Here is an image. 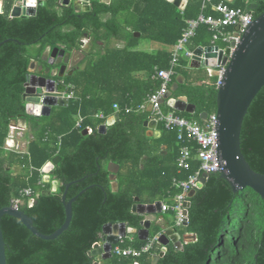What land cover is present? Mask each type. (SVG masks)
I'll return each mask as SVG.
<instances>
[{
  "label": "trees",
  "instance_id": "obj_1",
  "mask_svg": "<svg viewBox=\"0 0 264 264\" xmlns=\"http://www.w3.org/2000/svg\"><path fill=\"white\" fill-rule=\"evenodd\" d=\"M13 2L2 0L0 11V42L4 41L0 45V209L17 199L18 208L32 218L34 226L50 234L65 219V184L72 182L66 201L77 197L68 228L55 239L33 235L16 217L4 214L1 229L6 264H94L96 257L90 251L102 239L104 224L125 222L140 229L144 215L132 212L134 198L139 197L142 203L164 198L169 203L179 191L173 179H186L199 168L196 159L191 160L189 169L178 168L176 160L183 143L177 139L176 129L158 123L160 135L149 136L144 126L147 113H125L124 107H135L159 87V80L152 78L154 68L169 67L171 49L186 20L211 10L203 9V0H187L183 10L168 0H90L88 11H76L72 5L58 7L47 0L37 6L33 16L10 18ZM230 4L252 10L254 17L264 11V0ZM85 34L92 44L112 37L127 44L107 46L100 54H84L70 73L54 77L73 85L68 105L52 107L47 116L27 114L22 93L31 61L45 63L41 57L47 46L79 49ZM142 39L165 48L155 52L135 49ZM210 39L207 27L200 25L187 47L208 46ZM176 71L170 87L178 74L185 81L173 95L186 96L195 111L175 112L201 123L204 112H216L217 75L204 67H189L185 58H180ZM114 104L120 109L115 110ZM163 110L172 108L167 104ZM116 113L119 119L99 132L100 125ZM79 116L82 121L76 126ZM19 120L26 123L30 134L23 152L5 148L9 125ZM240 142L249 165L264 173V86L243 119ZM192 146L194 154L196 147ZM49 161L53 169L45 180L42 167ZM109 162L119 165L116 191L111 189ZM54 180L59 183L56 189L42 194L52 189ZM27 187L32 189L30 197L20 194ZM189 201L188 223L177 230L181 236L194 233V241L184 243L181 249L167 244L155 263L152 255L160 252L158 246L137 257L112 251L101 264H264V199L257 192L250 187L234 192L219 173H211ZM166 213L173 224V211ZM161 231L152 223L148 239ZM148 239L128 234L113 249L140 248Z\"/></svg>",
  "mask_w": 264,
  "mask_h": 264
},
{
  "label": "water",
  "instance_id": "obj_2",
  "mask_svg": "<svg viewBox=\"0 0 264 264\" xmlns=\"http://www.w3.org/2000/svg\"><path fill=\"white\" fill-rule=\"evenodd\" d=\"M47 0H14L10 10V18L20 16H33L36 13L37 6L45 3ZM103 3H108L109 0H100ZM184 3V0H173V4L177 7ZM81 4L87 6L81 8ZM61 6L73 5L76 10L88 11L90 7L87 0L74 1L61 0ZM239 27L235 26V30ZM4 41L0 42V45ZM204 54L202 60L201 54ZM65 50L54 47L50 58L47 60L50 65H58L56 68H45L41 73H31L30 69L33 66L32 62L29 65V73L26 76L24 83V91L22 98L25 103V112L33 116H47L50 114L54 106H67L68 98L65 96L68 88L61 81H57L54 77L64 75L69 62V57L64 59ZM64 59V63L63 62ZM188 65L191 68L200 67H215L221 65L224 67V73L221 79V84L216 87V115H217V133L218 146L217 155L220 160V168L217 173L225 179L231 189L237 192L245 187L252 188L264 199V173L255 171L247 162L241 150L240 134L243 119L247 110L260 89L264 86V11L257 15L253 21L247 26L245 32L240 38V42L236 45L233 52L230 54L229 49L225 51L218 49V46L197 47L194 50V55L189 59ZM42 69V68H41ZM185 78L182 74L176 76V80L169 88L164 98L167 99L169 107L177 111H185L194 113L195 105L189 103L184 95L174 96L173 91L178 85L184 83ZM207 113L204 112L201 118L204 119ZM119 119V114L116 113L110 116L105 124L100 125L99 132H105L106 128ZM154 124L147 120L144 121V126ZM151 135V134H150ZM53 169V163L47 162L43 167L44 173L50 174ZM209 174L203 175L199 187L207 181ZM74 182V181H73ZM65 184V191L62 195V202L65 207V219L62 225L50 234L40 232L33 224L30 216L24 213L19 208H16L11 203L9 206L0 209V264H6L5 241L1 229V217L8 214L20 220L33 235L42 239L50 240L57 238L65 229L68 228L72 218V204L77 196L66 201L67 188L71 184ZM58 182L54 181L57 187ZM51 190L43 191L42 194H50ZM196 189L189 192L191 197ZM81 191L80 193H82ZM135 203L132 205V212L146 215L161 211V202L141 203L139 197L134 198ZM35 202V201H33ZM190 201L186 203L189 208ZM188 215V212H187ZM188 223V217L185 225ZM142 227L136 229L129 227L125 222L106 223L102 228V239L93 244L90 255L96 257L94 264H99V261L108 259L112 256L113 245L120 242L121 239L128 234L136 233L141 240H146L149 237V229L151 221L143 219ZM191 239L195 240L196 235L191 234ZM174 244L177 249L183 247V240L178 231L174 228H169L162 232L159 236V242L162 245L170 243ZM164 250L152 255V262L155 263L159 257L164 255Z\"/></svg>",
  "mask_w": 264,
  "mask_h": 264
},
{
  "label": "built area",
  "instance_id": "obj_3",
  "mask_svg": "<svg viewBox=\"0 0 264 264\" xmlns=\"http://www.w3.org/2000/svg\"><path fill=\"white\" fill-rule=\"evenodd\" d=\"M173 2V0H168ZM187 4V0L181 3L178 8L183 10ZM203 9L210 8L211 12L206 14L201 12L196 18L186 20V25L181 32V36L171 49V58L169 67L154 68L152 78L159 80V87L149 95H147L141 103L135 107L125 106L124 112L131 111L146 112L148 122H153L155 126L161 123L165 129H176L177 139L183 143L180 148L179 156L176 160L179 169H189L191 160L196 159L200 162L199 168L193 173L189 174L186 179H173V184L179 191L171 197L169 203H161V211L171 210L174 213V227L179 228L185 226L187 220L188 208L186 203L189 201V192L193 189H198L203 175L217 173L221 164L217 155L218 133H217V115L216 112L207 114L199 123L196 120L189 119L177 114L173 108L165 112L163 106L167 105V99L164 98L168 92L172 77L177 74L176 68L179 65L180 58H185L189 61L194 55V49H189L187 44L194 37L200 25H205L207 30L211 33L210 44L208 46H218V49L225 51L229 49L230 54L240 42L242 34L245 32L247 26L253 21L254 13L252 10L244 11L241 8L233 7L225 0H203ZM235 26L239 28L235 30ZM224 44V46H221ZM204 48L205 46H199ZM204 54H201L202 60ZM204 67V66H203ZM205 68L215 70L217 79L216 87L221 84V79L224 73V67L217 65L215 67L205 66ZM63 82V81H62ZM64 83V82H63ZM67 85V92L65 96L69 99L73 96V92L69 89L73 88L72 84ZM115 110H119L117 104L113 105ZM102 117L101 113L97 114ZM82 118L79 116L76 121V126H80ZM24 128L19 126L15 121L9 125V134L6 139L5 148L8 150H20L19 137ZM17 141V143H15ZM195 145V153L193 154L192 145ZM44 179V175H43ZM20 194L25 197H30L32 189L27 187L20 191ZM12 204L18 208V200H13ZM158 233L153 238L148 239L147 242L140 248H112V251L120 255L139 256L141 253L149 252L155 246L161 250L166 249V245L159 242ZM172 241L170 240V243Z\"/></svg>",
  "mask_w": 264,
  "mask_h": 264
},
{
  "label": "crops",
  "instance_id": "obj_4",
  "mask_svg": "<svg viewBox=\"0 0 264 264\" xmlns=\"http://www.w3.org/2000/svg\"><path fill=\"white\" fill-rule=\"evenodd\" d=\"M0 1H1L0 2V4H1L0 5V11H1L2 10V0H0ZM53 1L56 4V6L62 7L60 5L61 0H53ZM74 1H81V0H71V2H74ZM225 1H227L229 3H232L235 0H225ZM87 2H88L89 7L91 8L90 0H87ZM109 2H110V0H109ZM86 7L87 6H85L84 4L83 5L81 4V8L82 9H85ZM73 8L76 10V8L74 6H73ZM76 11H78V10H76ZM104 18H107V16H104ZM138 35H139V33H135V36H138ZM143 40L144 39L138 41V45L135 47V49H140V50L147 51L145 48L142 47V46H144L143 45ZM126 44H127V41H125L124 39H119V38H114V37H112V38H110L108 40H102V41L99 40L95 44H92L91 43V38L87 37L86 34H85V36L81 39V45H80L79 49L67 50L63 45H56L55 47H58L59 49H64L65 50V57H63L64 59H66L67 57L70 58L69 62H67L68 67H67V69H66V71L64 72V75H63V76H65L67 73H70L72 71V69L75 67V65L84 57V54H88L90 52H93V53H98L99 52V54H100V53L104 52L105 47H107V46L113 47V48H121V47L125 46ZM53 48L54 47H51V46H47L45 48V50L43 52V55L41 57V60L44 61L45 63L38 62L37 60H32L31 61L33 63L32 64L33 66L30 69L31 73L39 74V73H41V70H44L45 68H48V67L56 68V67L60 66V64H58V65H50L48 63V61H47L50 58V56H51V52H52ZM85 48L87 49V51H85V53H83V50ZM155 51L156 50H153L152 52H155ZM64 59H63L62 63H64ZM206 69H208V68H206ZM208 70H210L213 73H215V70H213V69H208ZM63 76H61L60 78H62ZM57 81H61L62 82L63 80L60 79V80H57ZM16 123L19 126L24 128V130L21 131V133H20L19 141H20V143L22 145L20 147V150H25L26 145H27V140L30 138V134L28 133L27 125H26L25 122L19 120ZM146 127H147V134L149 136L158 137L160 135V132H159L157 126H155L154 124L153 125L152 124H150V125L148 124V126H146ZM163 148H165L164 145H163ZM118 169H119V165L118 164H115L113 162H109L108 163V170L110 171V179H111V189L113 191H116L118 189V187H119L118 180H117V171H118ZM44 179L48 180L49 179V174L44 173ZM54 181H56V180H54ZM54 181L52 182V189L54 187H56L54 185ZM157 201H160L161 203H165V202L167 203V199H164V198H160V199L157 198L152 203H155ZM145 204H149V203H145ZM169 215L170 214H167L166 211H160V212H155V213H148V214L144 215V219H149L151 221V224L152 223L158 224L162 228L161 233L164 232L165 230L169 229V228H174V229H176V231H178L177 230L178 228L174 227V221H173V224L170 223L171 217ZM191 234L192 233H187L186 232V233H184V236H181L184 243L189 242V241H194V240L191 239L192 238ZM160 251H161V249H160ZM101 262L102 261H99V264H101Z\"/></svg>",
  "mask_w": 264,
  "mask_h": 264
},
{
  "label": "rangeland",
  "instance_id": "obj_5",
  "mask_svg": "<svg viewBox=\"0 0 264 264\" xmlns=\"http://www.w3.org/2000/svg\"><path fill=\"white\" fill-rule=\"evenodd\" d=\"M0 2H1V1H0ZM143 45H144V46H142V47L145 48V49H146L147 51H149V52H152L153 50H157V49H159V48H165L164 45H162V44H160V43H158V42L150 41V40H143ZM82 50H83V49H82ZM85 51H87L86 48L83 50V53H85ZM18 141H19V140H18ZM15 143H17V141H16ZM18 144H19V145L21 144L20 141H19ZM20 146H21V145H20ZM178 230H182V227H179ZM182 236H184V234H183Z\"/></svg>",
  "mask_w": 264,
  "mask_h": 264
}]
</instances>
